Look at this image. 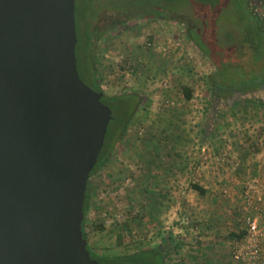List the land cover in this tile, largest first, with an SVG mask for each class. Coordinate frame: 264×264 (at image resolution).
I'll list each match as a JSON object with an SVG mask.
<instances>
[{
    "label": "rangeland",
    "instance_id": "374dc122",
    "mask_svg": "<svg viewBox=\"0 0 264 264\" xmlns=\"http://www.w3.org/2000/svg\"><path fill=\"white\" fill-rule=\"evenodd\" d=\"M89 2L75 0L79 75L92 86L93 65L106 95L131 96L113 111L107 154L88 178L89 250L115 256L163 245L164 264H191L210 230L241 238L232 256L251 244L249 218L258 225L254 260L264 264V83L245 92L221 86L264 73L256 19L249 15V29L245 17L250 9L264 30V3L247 0L246 10L244 0H95L90 26L99 35L87 57ZM149 9L153 18L127 22ZM167 234L177 248L164 246ZM225 255L224 264H243ZM210 259L202 264H217Z\"/></svg>",
    "mask_w": 264,
    "mask_h": 264
},
{
    "label": "water",
    "instance_id": "95a60500",
    "mask_svg": "<svg viewBox=\"0 0 264 264\" xmlns=\"http://www.w3.org/2000/svg\"><path fill=\"white\" fill-rule=\"evenodd\" d=\"M76 43L75 0H0V264H103L83 202L112 114Z\"/></svg>",
    "mask_w": 264,
    "mask_h": 264
},
{
    "label": "trees",
    "instance_id": "16d2710c",
    "mask_svg": "<svg viewBox=\"0 0 264 264\" xmlns=\"http://www.w3.org/2000/svg\"><path fill=\"white\" fill-rule=\"evenodd\" d=\"M232 1L234 2V0H232ZM90 6H91V4H90ZM207 6H209L208 8L210 9V11H212V13H210V15H212L213 12L215 11L214 4L213 3H209L205 7H207ZM92 11L96 12L97 9H93L92 8ZM245 14H246L245 17H246L247 21H248L249 15L253 19L254 18L256 19V21H254L256 23V26H255L256 29L255 30H256L257 34H259V36L255 35V33L253 31H251V34H253V36H258L260 45L264 47V30L261 28L262 27L261 24H260L261 22H259V19L257 18V16L253 15L249 11H246ZM249 23H248L249 25H247V27L250 29L252 27V25H251V22H249ZM190 38H192L194 41H196V43L198 45H200L197 42V40L193 36H191V34H190ZM217 74L223 77V75H222V67L218 68ZM90 79L92 80V86L91 87L96 89V90H98V91H102V89L99 87L98 83L96 82L95 76L94 75L91 76ZM237 81H239V82H236L234 80V85L232 84L230 86H228V85L226 86V85L222 84L221 86H222V88H224V90H230L232 88H237L238 90L245 92V91H247L249 89H252L255 86H258L261 83H264V73L262 74V76L258 77L257 79H254L253 82L243 83L241 81V79H238ZM182 90L184 91L185 97L186 98H190V96H191L190 88L187 87V86H182ZM128 97H131V96L130 95H123L121 97L109 96V95H106L103 92V95L101 97V101L111 108L112 117H111V119L109 121V124H108V127H107V131H106V135H105V139H104V144H103V146L101 148V151H100V153L98 155L97 162H96L93 170L91 171L90 175L95 170V168L101 164V162H102V160L104 158V155L107 154V149H108L109 143L111 142V138L113 136L112 132H111V130L109 128V127H111V122H112L111 120H114L113 111L117 108V105H120V104L122 105L123 102H126L125 99L128 98ZM120 125L119 126H120V129H121V128H123V126H125V123H121ZM192 187L195 190H197L200 194H203L205 192L203 187H201L199 184L193 183ZM88 198H89V193H88V180H87L85 199H84V202H83L84 217H83V221H82V231H83V236L84 237H85L84 222H85ZM162 241H163L164 246L171 245L173 243V237H172L171 234H167L164 237H162ZM172 246H174V248H177V246H179V245H178V243H176V244H172ZM87 247H88V245H87ZM90 254H91L92 258L97 259L99 262H101L103 264H164V259H165V251L163 249V245H159L157 248L151 249V250L142 249V250H138V251H135V252H132V253H125V254H122V255H115V256L114 255H112V256H107V255L106 256L105 255L98 256V255L93 254L91 251H90Z\"/></svg>",
    "mask_w": 264,
    "mask_h": 264
},
{
    "label": "crops",
    "instance_id": "0c3cea01",
    "mask_svg": "<svg viewBox=\"0 0 264 264\" xmlns=\"http://www.w3.org/2000/svg\"><path fill=\"white\" fill-rule=\"evenodd\" d=\"M207 218L210 219L208 222L210 223L209 225H212L211 223L212 217L211 218L207 217ZM207 232L210 233L209 236L205 234L199 236V238H201L202 240V243L200 245H202L203 247H198V250L196 251L197 256H195L194 260H191V264H202V262L207 261V258L209 260V256L212 258L210 259V262L215 261V263L217 264L218 262H220V264L221 263L224 264L226 262L225 253L227 251L230 252V258H232L230 245L237 242V240L242 241L241 238H239L238 236H234V238H238V239L237 240L233 239L232 241H230V238H227V240H225L224 237L220 238L217 235H215L214 237L213 235H211L212 233L210 230H208ZM261 240L263 241L264 239L261 237Z\"/></svg>",
    "mask_w": 264,
    "mask_h": 264
},
{
    "label": "flooded vegetation",
    "instance_id": "af4514ba",
    "mask_svg": "<svg viewBox=\"0 0 264 264\" xmlns=\"http://www.w3.org/2000/svg\"><path fill=\"white\" fill-rule=\"evenodd\" d=\"M94 1L95 0H90V2H89V4H88V6H87V9L89 10V17H88V29H87V31L89 32V42H87L86 44L88 45L86 48L88 49H86V51H87V54H86V56L88 57L90 54H89V43H91V41H93L94 39H95V36H97V35H99V29H95V30H92L91 29V26H90V18L91 17H93L94 16V14H96V12H93L92 11V8L93 9H96V6H95V3H94ZM232 0H229V2H231ZM260 2L262 1L263 3H264V0H259ZM261 2V3H262ZM246 3H247V0H244V5H245V9L247 10V9H249V7H248V5H247V8H246ZM90 4H91V6H90ZM197 5V4H196ZM204 5V4H203ZM207 4L205 3V6H206ZM262 5H264V4H262ZM98 6V5H97ZM201 7H202V5H200ZM92 7V8H91ZM207 7H209V6H207ZM156 9H161V8H154V9H151V11L153 10V12L154 11H156ZM247 11H249L250 12V9L249 10H247ZM159 13V12H158ZM154 16L153 15H151V12H150V9L149 10H146L145 12H143L142 14H139V15H136V16H133V17H130V18H128V20H127V22H129V21H140V20H148V19H151V18H153ZM159 17H161V15L159 16ZM182 23H184V24H188V27H189V30H188V33L189 34H191V32H190V29H191V27H192V24H189V23H191V22H187L186 20H184ZM117 25H119V23L117 22V23H115V25L114 24H112V23H110L109 25H107L106 27H105V30H107V29H112L114 26H117ZM94 31V32H93ZM187 34V33H186ZM191 36H192V34H191ZM91 67H89V75H90V77L91 76H96V70H95V67L93 66V65H90ZM100 76V75H99ZM219 92H221V91H219Z\"/></svg>",
    "mask_w": 264,
    "mask_h": 264
},
{
    "label": "built area",
    "instance_id": "2783aa9c",
    "mask_svg": "<svg viewBox=\"0 0 264 264\" xmlns=\"http://www.w3.org/2000/svg\"><path fill=\"white\" fill-rule=\"evenodd\" d=\"M151 43H148L150 45ZM178 44V43H177ZM248 230L250 232L249 237L247 240L250 241V246L246 248H237L232 251V256L235 260L243 261V264H254L255 258L257 257V252L259 251L258 245L252 243L255 242L254 235L258 232V225L255 219H247ZM253 261V262H252ZM250 262V263H249ZM256 264V263H255Z\"/></svg>",
    "mask_w": 264,
    "mask_h": 264
}]
</instances>
